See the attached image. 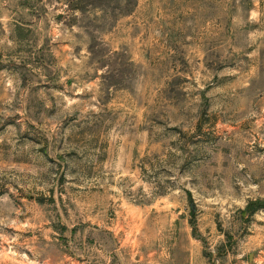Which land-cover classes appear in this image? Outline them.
Returning <instances> with one entry per match:
<instances>
[{"label":"rangeland","instance_id":"1","mask_svg":"<svg viewBox=\"0 0 264 264\" xmlns=\"http://www.w3.org/2000/svg\"><path fill=\"white\" fill-rule=\"evenodd\" d=\"M0 264H264V0H0Z\"/></svg>","mask_w":264,"mask_h":264}]
</instances>
